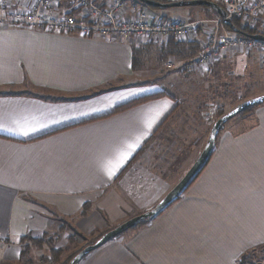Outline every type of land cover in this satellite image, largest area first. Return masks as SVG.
<instances>
[{
  "label": "crops",
  "instance_id": "crops-1",
  "mask_svg": "<svg viewBox=\"0 0 264 264\" xmlns=\"http://www.w3.org/2000/svg\"><path fill=\"white\" fill-rule=\"evenodd\" d=\"M31 2L11 0V6L22 10ZM183 9L160 16L205 15ZM197 28L208 35L207 26ZM199 48L174 37L147 42L0 27V264H63L153 209L178 184L169 173L194 150L192 138L179 135L195 116L186 117L182 105L192 71L158 69L167 54L182 60ZM249 52L236 53L229 75L243 80ZM157 94L162 97L113 114ZM248 117L257 126L225 132L179 201L80 264H240L263 250L264 106L244 122ZM200 142L197 137L193 148ZM68 231L84 244L51 261L50 250H64Z\"/></svg>",
  "mask_w": 264,
  "mask_h": 264
},
{
  "label": "built area",
  "instance_id": "built-area-1",
  "mask_svg": "<svg viewBox=\"0 0 264 264\" xmlns=\"http://www.w3.org/2000/svg\"><path fill=\"white\" fill-rule=\"evenodd\" d=\"M221 6L227 19L240 18L252 28L264 34V0H199ZM122 0H112L100 6L91 0H32L27 9L16 10L11 0H0V27L24 29H43L48 33L82 35L90 37L133 39L152 42L165 41L171 37L179 41L190 40L196 25L205 21L189 22L185 19L172 18L168 21L149 15L146 10H137L127 6ZM58 9L64 14L55 15ZM129 10L128 17L122 14ZM69 12H77L73 16ZM69 13V14H68ZM221 21L219 20V23ZM258 42L218 29L209 35L202 45L201 54L183 65L184 70L214 66V61L225 56L235 48H253ZM264 46V45H263ZM169 68L177 67L175 63ZM4 243V240H0Z\"/></svg>",
  "mask_w": 264,
  "mask_h": 264
},
{
  "label": "rangeland",
  "instance_id": "rangeland-1",
  "mask_svg": "<svg viewBox=\"0 0 264 264\" xmlns=\"http://www.w3.org/2000/svg\"><path fill=\"white\" fill-rule=\"evenodd\" d=\"M126 1L131 3V1L128 0ZM132 4L135 3L132 2ZM201 7H206V6H201ZM201 7H193V8H201ZM173 9H180V8H171L168 9V11H171ZM183 10H188V9H183ZM154 11H158V12L154 13L153 11H148L149 15H153L155 18L162 19L160 13L165 12L166 10L159 11L156 9ZM170 18L171 17H169L168 19L170 20ZM176 18L183 19L182 16H176ZM184 19L188 20V17H184ZM201 19L205 20V23H203L201 26L208 27L207 28L208 35L214 33L217 29L219 32H221V30H225L223 28L224 19H222L220 16L218 17L215 16L214 13L211 14V12H209L207 16H203L201 18L200 17L198 18L197 16H192V18H190L188 21L193 23L197 21H202ZM219 20L221 21L220 23ZM198 26L200 25H196L194 27L193 37L190 40H185L181 42H193V43L195 42L200 48L197 51L191 50L193 51L192 52L193 54L189 56V58H182V60L180 58H176L172 56L168 57L167 54L165 56L166 60L163 62V65H159L158 70L161 74H163L164 72L167 73L169 72V70H178V69L184 70L183 68L184 64H186L189 60L198 57L201 54L202 43H197V42L207 40V36L204 35V30L201 29L200 31H198L197 28ZM234 33L235 35H237L236 32ZM262 45H264V43ZM260 46L261 45L259 44L256 47L248 48V50H246L247 48H235L234 50L228 52L222 58H219L216 61H214L215 70L213 69V71L211 72L212 74L211 76L209 75L210 70L211 68H214L212 67V65H208V69L198 67L194 69L192 72H189L190 74L189 80H191L190 82H192V85L189 84L190 88H189L188 96H186L184 100L183 98L181 99L183 100L182 105H184L183 109L186 111V117H188L189 113L192 114V116L195 114V116H193L195 120L192 118L193 121L192 125L187 123L188 120H185V124H184L185 126H183L184 127L183 131L181 129L178 130H181L179 131V135H181L182 138L184 137L192 138L193 142L191 143L193 144L196 142L197 137H201V142H200L201 144L200 143L199 145L197 144V148H193V144H192L191 149H194L192 151L193 153L189 155V157H185L184 159L182 158L180 163L181 165H179L180 167H177L176 171H172L169 173L175 175L176 181H178L179 179L181 180L184 177L187 171L192 167L194 162L200 156L206 145L205 143H207L212 126L219 119L220 114L222 112H225L226 114L238 104L250 100L252 98H255L257 96L264 95V47H260ZM240 51L243 53H246V51H250L249 53L251 54L249 56V61H250L249 68L243 80H240L241 78L236 79L233 76L229 75V73L234 71V58L236 53H239ZM158 52H152L151 56L156 57ZM170 63L172 64L175 63L177 67L175 68L167 67L168 64ZM150 65H152V63H150ZM148 68L149 70L152 69L151 67ZM149 73L151 74L152 72L149 71ZM199 76L203 77V79L202 80L198 79ZM243 84L244 86L242 87ZM247 116H248L247 114H240L235 118H233L232 120H230L225 125V128L222 131L221 136L227 131L243 132L250 126L253 125L257 126L255 124L256 121L253 122L250 117L248 118H250L251 120L248 119L246 120V122H244V118ZM239 122H241V125L238 126ZM182 125L183 124L180 125V128L182 127ZM150 155H152V153ZM149 161H152V158H149L148 162ZM164 211H166V209ZM160 214L158 216H160ZM73 222H75V219L68 222V224H70L69 230L70 228L73 227L74 225ZM58 223L59 222H57L56 224ZM131 230L129 231L133 232V230L132 231ZM68 233L69 235H74V236L77 235V233L73 234L74 232L72 233L71 231H68ZM77 238L78 240H76L75 243L71 245L67 244L66 237L61 239L60 244L63 245L62 248L64 249L63 250L64 254H69L84 244V241L81 236L77 235ZM85 245H83L81 248H83ZM253 253L255 254L256 258L252 260V264H264V249L257 250ZM69 259H67L66 262Z\"/></svg>",
  "mask_w": 264,
  "mask_h": 264
},
{
  "label": "water",
  "instance_id": "water-1",
  "mask_svg": "<svg viewBox=\"0 0 264 264\" xmlns=\"http://www.w3.org/2000/svg\"><path fill=\"white\" fill-rule=\"evenodd\" d=\"M144 5H147L149 7L154 8H165V9H171V8H183V7H201L206 6L209 8H212L215 10L219 16L224 19V24H228L230 22V19H227L226 11L219 5L206 2V1H199V0H191V1H181V2H172L168 4H163L160 2H156L153 0H138ZM237 33V31H234ZM250 39L264 43V35H257L254 37H251ZM264 104V95L257 96L255 98H252L250 100H247L245 102H242L238 104L236 107H234L231 111L223 115L221 118H219L212 126V129L210 131L207 143L200 154V156L197 158V160L194 162L192 167L187 171V173L184 175V177L179 181L177 185L174 186V188L151 210L140 214L138 216H135L128 221L120 224L119 226L115 227L114 229L106 232L103 234L95 243L86 246L83 248L70 262V264H80V262L86 258L88 255H90L92 252L102 248L112 240L120 237L124 233L128 232L132 228L136 227L139 223L147 220V219H153L156 216H158L160 213H162L171 203L174 202V200L182 193L186 188L191 184V182L195 179V177L199 174V172L205 167L208 160L210 159L212 152L214 150V147L216 145L217 138L219 134L224 130L225 125L235 118L236 116L242 114L247 109L259 106Z\"/></svg>",
  "mask_w": 264,
  "mask_h": 264
},
{
  "label": "trees",
  "instance_id": "trees-1",
  "mask_svg": "<svg viewBox=\"0 0 264 264\" xmlns=\"http://www.w3.org/2000/svg\"><path fill=\"white\" fill-rule=\"evenodd\" d=\"M91 1H93L94 3H96V4H98V5H100V6H104L103 5V2H98V1H96V0H91ZM122 1H124L126 4H128L127 6L129 7V6H133V7H136L137 8V10H146V11H153L154 13L155 12H158V11H154V10H168V9H165V8H154V7H149V6H147V5H144V4H142L141 2H139L138 0H128V1H131V3H129V2H127L126 0H122ZM153 1H156V2H160V3H163V4H168V3H172V2H178V1H185V2H187V1H191V0H153ZM132 2L133 3H135V4H132ZM193 7H188L187 9H192ZM195 9H198V10H200L201 12H203V13H205V15H202V16H207V14H209V12H211V14H213L214 13V15L215 16H219L218 15V13L215 11V10H213L212 8H209V7H201V8H195ZM76 13V12H75ZM207 13V14H206ZM129 15H131V13H130V11L127 9L123 14H122V16H124V17H128ZM169 17H167V16H164V17H162V20L163 21H168L169 19H168ZM10 28H17V27H10ZM223 28L226 30V31H228L229 33H232V34H235L234 33V31H237V35L238 36H241V37H245V38H251V37H254V36H257V35H264L263 33H261L259 30H257V29H255V28H252L249 24H247V23H245V22H243L240 18H232V19H230V22L228 23V24H226V25H224L223 24ZM258 44H260V45H262L263 43H261V42H258ZM198 49H193V51H197ZM244 86V84L242 85V87ZM160 97H162V94H157V95H152V96H148V97H144V98H141V99H138V100H136V101H133V102H131V103H128V104H125V105H123V106H121V107H119V108H117L116 110H115V112L113 113V114H117V113H121V112H124V111H126V110H128V109H131V108H133V107H135V106H138V105H140V104H143V103H145V102H147V101H150V100H153V99H157V98H160ZM262 106H264V104H262V105H259V106H255V107H252V108H249V109H247L245 112H243L242 114H247V115H249V114H252V113H254L258 108H260V107H262ZM236 107V106H235ZM223 115H225V112H222L221 114H220V117L219 118H221ZM167 121H165L164 123H166ZM163 127V126H162ZM161 129V128H160ZM221 134H222V132L219 134V136H218V138H217V141H216V145H215V147H214V150H213V152H212V155L214 154V151H215V149H216V146H217V143H218V140H219V138L221 137ZM151 141H153V139L151 140ZM150 141V142H151ZM149 145V143L146 145V146H144V148L141 150V152L139 153L140 155L144 152V150L147 148V146ZM138 154V155H139ZM212 155H211V157H210V159L212 158ZM136 159L137 158H134L133 160H132V162H131V164L134 162V161H136ZM210 159L208 160V162H207V164L209 163V161H210ZM131 164H129V165H131ZM207 164L205 165V167L207 166ZM204 167V168H205ZM204 168L199 172V174L195 177V179L191 182V184L192 183H194V181L200 176V174L202 173V171L204 170ZM190 184V185H191ZM190 185L188 186V187H190ZM188 187L186 188V190L188 189ZM186 190H184V192H182L175 200H174V202L173 203H171L168 207H170L171 205H173L175 202H177V201H179L182 197H183V195L185 194V192H186ZM167 207V208H168ZM166 208V209H167ZM154 219V218H153ZM153 219H147V220H145V221H143V222H141V223H139L135 228H133L132 230H133V232L134 231H137L138 229H140V228H142V227H144V226H146V225H148ZM131 230V231H132ZM108 232V231H107ZM128 232H130V231H128ZM128 232H126V233H128ZM106 233V232H105ZM105 233H103V234H105ZM126 233H124V234H126ZM103 234H101V236L103 235ZM123 234V235H124ZM100 236V237H101ZM122 236V235H121ZM120 236V237H121ZM99 237V238H100ZM98 238V239H99ZM119 238V237H118ZM98 239H96L94 242H90V243H87L83 248H85L86 246H88V245H91V244H93V243H95ZM24 240V239H23ZM76 240H78V238H77V236L75 235H70V236H68L67 238H66V241H67V243L69 244V245H71V244H73V243H75V241ZM34 243H36V244H39L40 243V241H36V240H32ZM83 248H81V249H79L77 252H75L71 257H70V259L66 262V263H63V264H70V262L72 261V259L83 249ZM264 247H262L261 249H263ZM255 251H257V250H254V251H252V253H249V255L246 257V256H243L242 258H241V261H240V264H252V260L253 259H255L256 257H255V254L253 253V252H255ZM24 253H25V251H24ZM62 253H63V250L62 249H51L50 250V258H51V261H53V262H56V261H58V259H59V257L62 255ZM85 259V258H84ZM83 259V260H84Z\"/></svg>",
  "mask_w": 264,
  "mask_h": 264
}]
</instances>
